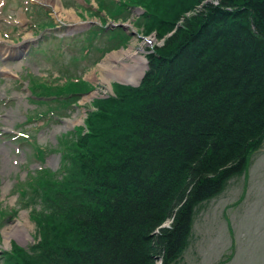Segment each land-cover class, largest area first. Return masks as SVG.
Wrapping results in <instances>:
<instances>
[{"label":"trees","instance_id":"obj_1","mask_svg":"<svg viewBox=\"0 0 264 264\" xmlns=\"http://www.w3.org/2000/svg\"><path fill=\"white\" fill-rule=\"evenodd\" d=\"M118 1L116 10L105 0L99 7L116 18L139 4L145 29L173 31L149 52L138 85L118 84L96 101L86 132L58 138L57 169L39 166L21 181L40 237L3 249L6 264H154L159 256L178 264L195 207L245 170L264 141V0L207 2L192 15L184 13L201 0ZM32 138L31 154L43 161L50 148Z\"/></svg>","mask_w":264,"mask_h":264},{"label":"rangeland","instance_id":"obj_2","mask_svg":"<svg viewBox=\"0 0 264 264\" xmlns=\"http://www.w3.org/2000/svg\"><path fill=\"white\" fill-rule=\"evenodd\" d=\"M96 1L57 0L65 9V12H60L55 8L56 4L48 0H0V128L4 131L21 129L34 134L32 139L41 142L44 148H50L45 152V163L53 169H57L61 162L60 151L51 150L57 146L58 138L62 134L75 136L77 132L75 129L73 131V126L86 132L89 127L88 114L97 108L96 101L114 95L118 84H128L110 76L112 71L124 69L130 73L128 64L132 63V59L120 55V51L131 48L142 55L145 71L149 52L162 45L165 37L173 31L160 35L155 25L145 29L143 22H147V19H134L136 14L133 12L132 15L131 12L121 20V23H126L124 29L116 28L121 33L109 43V49L103 54L102 50H93L90 57L83 60V50L77 51V46L71 45V41L82 43L85 32H77L89 25L86 20L100 22L97 17L88 15L93 11L92 6H96ZM219 1L201 0L184 14H195L208 4ZM105 2L116 10V0ZM32 4L41 5L46 15L40 13L37 17L39 13L36 10L40 8ZM48 15L59 25L56 29H47V33L53 30V35H44L40 41L41 48L27 57L25 52L28 46L35 44L38 37L39 29L33 24L36 21L46 22ZM182 21V17H179L176 23ZM106 22L113 26L110 19ZM71 34L77 35L72 39ZM121 36L124 38L120 39ZM103 37V34L100 35L101 39ZM65 42L67 45L63 46ZM5 52L9 54L8 57ZM99 57L97 63L93 64ZM109 64L108 72L104 66ZM27 67L34 71L26 79L24 73ZM75 74L87 79L89 85L79 90L83 93L77 96L76 104L65 108L62 116L49 119L47 114L45 118L39 116L40 113L44 114L45 106H41L31 112L29 121L23 122L26 114L36 107L29 98V83H68L77 78ZM90 93L94 95L88 98ZM70 118L76 122L60 127L65 124L63 120ZM35 123L38 127L28 128ZM31 152L30 144L10 141L0 135V264H6L1 250L9 248L14 242L27 247L40 237L36 232V222L30 218L31 207L22 206L17 190L21 181L27 179L29 172L40 164ZM249 158L245 170L228 178L219 193L195 207L189 242L178 264H264V141ZM169 223L167 219L163 225ZM154 264H160V256Z\"/></svg>","mask_w":264,"mask_h":264},{"label":"bare ground","instance_id":"obj_3","mask_svg":"<svg viewBox=\"0 0 264 264\" xmlns=\"http://www.w3.org/2000/svg\"><path fill=\"white\" fill-rule=\"evenodd\" d=\"M48 1H50V2L52 1L53 3H55L56 4L55 8L59 9L60 12L61 11L65 12V9H63V7L60 5L59 2H57V0H48ZM119 54L123 55V56L127 55V57L128 56L131 57L132 63L128 64L130 73L129 74L126 73V69H124L123 71H119V72L112 71V73H110V76L111 77L114 76L116 79L123 80L124 83H128L130 85H133V84L137 83L139 81V79H140V77H141V75H142V73L144 71L145 65H146L144 57L142 55H139L138 53L134 52L131 48L122 50V51H120ZM109 57H111V56H109ZM104 67L109 72L110 64L106 65ZM124 67L125 66H123V68ZM93 95L94 94L90 93L88 95V98L93 97ZM64 122H65V124L61 125L60 127H64V126H67V125H70V124H74L76 122V120L73 119V118L72 119L70 118L68 120H65ZM8 239H9V236H8Z\"/></svg>","mask_w":264,"mask_h":264}]
</instances>
